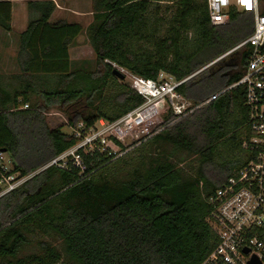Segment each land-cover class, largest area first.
Here are the masks:
<instances>
[{
  "label": "trees",
  "instance_id": "16d2710c",
  "mask_svg": "<svg viewBox=\"0 0 264 264\" xmlns=\"http://www.w3.org/2000/svg\"><path fill=\"white\" fill-rule=\"evenodd\" d=\"M26 1L35 16L19 38L20 72L0 75V150L22 173L77 143L64 125H51V110L73 128L115 121L143 103L123 83L104 97L120 82L114 64L149 79L161 71L178 81L192 76L180 92L199 108L176 122L164 117L157 127L164 129L145 143L156 157L141 155L126 169L109 167L120 161L107 155L81 154L84 173L52 166L2 197L0 264H58L64 256L71 264H202L218 244L208 198L251 158L243 148L251 135L245 87L230 89L246 72L248 50L219 58L251 35L253 17L233 12L220 26L201 0H93L87 34L95 60L76 62L70 48L83 26L52 22L53 0ZM11 18V2L0 0V27L11 31ZM178 153L198 159L193 175L176 163ZM37 234L56 235L62 248L40 241L39 251L27 253Z\"/></svg>",
  "mask_w": 264,
  "mask_h": 264
},
{
  "label": "built area",
  "instance_id": "2783aa9c",
  "mask_svg": "<svg viewBox=\"0 0 264 264\" xmlns=\"http://www.w3.org/2000/svg\"><path fill=\"white\" fill-rule=\"evenodd\" d=\"M135 1L163 6L176 0ZM201 1L207 5L215 25H227L233 12L249 13L253 17L251 35L223 56L244 48L248 50L246 72L230 89L245 87L244 107L251 135L243 148L249 151L251 158L208 198L210 213L207 219L217 235L218 244L202 264H249L254 257L264 264V0H248L247 3L245 0ZM118 69L131 81L143 103L115 121L100 119L93 125L79 121L71 128L77 143L32 173H22L7 152H0V199L52 166L67 171L75 166L84 173L86 166L81 154L99 153L118 159L132 144L160 133L164 128L157 127L168 114L171 113L176 122L199 108L180 92L192 76L178 81L160 72L157 79H149L122 67ZM22 108L27 109L29 105Z\"/></svg>",
  "mask_w": 264,
  "mask_h": 264
},
{
  "label": "rangeland",
  "instance_id": "374dc122",
  "mask_svg": "<svg viewBox=\"0 0 264 264\" xmlns=\"http://www.w3.org/2000/svg\"><path fill=\"white\" fill-rule=\"evenodd\" d=\"M57 2L64 7H68L69 9H73L75 11H80V12H90L91 10L93 11V5H94L93 0H57ZM163 6H165V5H163ZM56 15L60 16V17L63 16L62 12H58V14H56ZM70 15H71L70 13H67V15H66L67 17H65V18L70 20V18H69ZM93 20H94V16L92 14H89V13H88V15H84V16H81V18H79V21H80V23L83 24V28H84V32L79 36L80 37L79 39H80V41H82L84 43L81 44V46H83V47L80 46V48L76 49L74 52V56H75L74 61H76V62H80L82 60H89L91 62H94V60H95V54H94L92 45L89 42V38H88V34H87V29L89 27V24L92 23ZM13 58H14V52L9 53L8 59L7 58L5 59V67L6 68L9 67L11 72H14L17 70V69H15L16 66L14 64L15 62L13 61ZM221 58H223V56L220 57L219 59H221ZM213 63L207 65L206 67L212 65ZM115 66L117 68H119L118 65L114 64V67ZM206 67H204V68H206ZM200 71H198V72H200ZM161 72H165V71H161ZM121 83L126 84L132 88L131 81L128 78H126L124 81L120 80V82L110 84L109 88L104 93V97H106V98L109 97V99L111 100L118 93L119 84H121ZM48 118H49V121H50L52 126L64 125L63 129H62L63 132L66 134L72 133V129L68 126V117L66 114L61 113L58 110H51V112L48 114ZM150 139L145 140L141 143L132 144L131 146L128 144V146H130V147L127 148V152L125 154H123L122 156H119V158L117 159L120 162L117 165L110 164L109 167H123V168L126 167V169H127V167H132L133 164L137 163V160L134 161V159L139 158L141 155L147 156L149 154V152L152 153V157H156L157 151H155L154 149H152V151L146 150L147 147H146L145 143L148 142ZM166 151L172 152L171 146H168ZM151 153H150V155H151ZM237 153H239V152H236V154ZM227 158H228V155H227ZM174 160L182 168L184 173L187 175H193L195 173L196 167H198V165H199V161L196 157L189 158L184 153H178L177 155H175ZM126 161H128L129 163H125ZM32 241H33L34 245H32L29 249H27V251H26L27 253L39 251L40 246L37 244L40 241L55 245L59 249L62 248V242L56 235L46 236V235H42V234H37V235H34L32 237ZM63 259L64 260L58 264H71V263H69V261H67V259H65V256Z\"/></svg>",
  "mask_w": 264,
  "mask_h": 264
},
{
  "label": "crops",
  "instance_id": "0c3cea01",
  "mask_svg": "<svg viewBox=\"0 0 264 264\" xmlns=\"http://www.w3.org/2000/svg\"><path fill=\"white\" fill-rule=\"evenodd\" d=\"M9 1L12 4V18H11V31H6L0 27V75L9 76L12 74H17L20 72L19 66L17 64V55L19 51V38L20 35L26 31L28 23L32 16H35L29 8L26 0H4ZM56 3L57 9L52 15L51 21L55 22L57 20H66L70 23H80L79 18L84 15L92 14L93 11L90 12H80L75 11L73 9H69L68 7H64L60 5L57 0H53ZM58 12H62L63 16H57ZM67 13H70L69 19H66ZM91 24V23H90ZM89 24V25H90ZM78 37L74 43V45L70 48V57L71 60H75L74 52L76 49H79L81 44L84 43L80 41ZM86 46V45H85ZM83 47V46H81ZM82 50V49H81ZM14 52L13 61L15 62V69L14 72H11L9 67H5V59H8L9 53Z\"/></svg>",
  "mask_w": 264,
  "mask_h": 264
},
{
  "label": "water",
  "instance_id": "95a60500",
  "mask_svg": "<svg viewBox=\"0 0 264 264\" xmlns=\"http://www.w3.org/2000/svg\"><path fill=\"white\" fill-rule=\"evenodd\" d=\"M216 62V61H215ZM214 62V63H215ZM213 63V64H214ZM113 74L119 78L121 81H124L126 79L125 75L118 69L114 68ZM0 152H6V150H0ZM248 249L245 250V253H248ZM249 264H262L261 260H259L257 257H254L251 261H249Z\"/></svg>",
  "mask_w": 264,
  "mask_h": 264
},
{
  "label": "snow or ice",
  "instance_id": "6c2138e0",
  "mask_svg": "<svg viewBox=\"0 0 264 264\" xmlns=\"http://www.w3.org/2000/svg\"><path fill=\"white\" fill-rule=\"evenodd\" d=\"M245 2L247 3V2H248V0H245Z\"/></svg>",
  "mask_w": 264,
  "mask_h": 264
}]
</instances>
